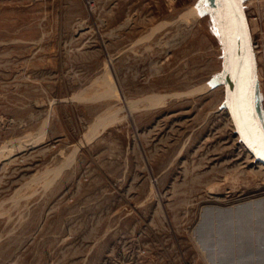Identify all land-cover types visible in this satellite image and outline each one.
<instances>
[{"label":"rangeland","instance_id":"1","mask_svg":"<svg viewBox=\"0 0 264 264\" xmlns=\"http://www.w3.org/2000/svg\"><path fill=\"white\" fill-rule=\"evenodd\" d=\"M223 30L215 0H0V264H264Z\"/></svg>","mask_w":264,"mask_h":264},{"label":"water","instance_id":"2","mask_svg":"<svg viewBox=\"0 0 264 264\" xmlns=\"http://www.w3.org/2000/svg\"><path fill=\"white\" fill-rule=\"evenodd\" d=\"M218 2L226 44L232 49L245 45L249 51L251 37L243 0L238 2L218 0ZM227 107L235 135L240 138L241 145L257 165H264V127L257 115L255 100L249 93L244 99L231 96L227 100Z\"/></svg>","mask_w":264,"mask_h":264},{"label":"crops","instance_id":"3","mask_svg":"<svg viewBox=\"0 0 264 264\" xmlns=\"http://www.w3.org/2000/svg\"><path fill=\"white\" fill-rule=\"evenodd\" d=\"M249 22V21H248ZM250 48L240 46L238 49L230 48L224 39V64L223 77L224 96L227 100L231 96H239L241 99L247 97L248 93L255 100L257 109L258 88H259V69L258 54L253 44L252 28L249 24Z\"/></svg>","mask_w":264,"mask_h":264},{"label":"bare ground","instance_id":"4","mask_svg":"<svg viewBox=\"0 0 264 264\" xmlns=\"http://www.w3.org/2000/svg\"><path fill=\"white\" fill-rule=\"evenodd\" d=\"M216 1V4H218L219 5V2H218V0H215ZM222 16V15H221ZM259 166H260V168H264V165H262V164H259ZM248 205L250 206V208H253V209H255L256 211L258 210V207L260 208V207H262L263 205H264V197H261V198H258V199H255V200H253L252 202H248V203H242L239 207H238V209L240 210H242V209H245L246 207H248ZM252 209V210H253ZM248 256V254H246L245 253V255H244V257H247Z\"/></svg>","mask_w":264,"mask_h":264},{"label":"snow or ice","instance_id":"5","mask_svg":"<svg viewBox=\"0 0 264 264\" xmlns=\"http://www.w3.org/2000/svg\"><path fill=\"white\" fill-rule=\"evenodd\" d=\"M229 2H238V0H229Z\"/></svg>","mask_w":264,"mask_h":264}]
</instances>
